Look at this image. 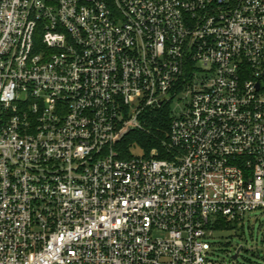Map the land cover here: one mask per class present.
Returning <instances> with one entry per match:
<instances>
[{"label": "built area", "instance_id": "obj_1", "mask_svg": "<svg viewBox=\"0 0 264 264\" xmlns=\"http://www.w3.org/2000/svg\"><path fill=\"white\" fill-rule=\"evenodd\" d=\"M256 209L264 0H0V264H229L212 225Z\"/></svg>", "mask_w": 264, "mask_h": 264}, {"label": "rangeland", "instance_id": "obj_2", "mask_svg": "<svg viewBox=\"0 0 264 264\" xmlns=\"http://www.w3.org/2000/svg\"><path fill=\"white\" fill-rule=\"evenodd\" d=\"M177 101L178 97L174 99V104ZM128 152L132 156L144 154L136 143L128 147ZM233 225L231 228L216 230L211 235L210 256L224 258L229 264H264V210L250 211L242 221ZM239 246L241 249L237 258L233 259L232 255Z\"/></svg>", "mask_w": 264, "mask_h": 264}, {"label": "trees", "instance_id": "obj_3", "mask_svg": "<svg viewBox=\"0 0 264 264\" xmlns=\"http://www.w3.org/2000/svg\"><path fill=\"white\" fill-rule=\"evenodd\" d=\"M141 128L130 130L126 133L120 141L117 142L116 147L120 151L119 156L126 158L129 155L128 147L132 143L139 145L145 153L151 149L156 148L161 150V140L166 139L169 123H170V109L166 105L161 109H153L146 111L139 118ZM163 153H159L162 157ZM237 222H231L224 219H216L212 228L216 230H223L231 228Z\"/></svg>", "mask_w": 264, "mask_h": 264}, {"label": "water", "instance_id": "obj_4", "mask_svg": "<svg viewBox=\"0 0 264 264\" xmlns=\"http://www.w3.org/2000/svg\"><path fill=\"white\" fill-rule=\"evenodd\" d=\"M131 129H127L125 132H123V134L121 135V137L119 138V141L121 140V138L130 131ZM241 249V246H239L236 250V252L232 255V258L233 259H236L237 258V255H238V252L240 251Z\"/></svg>", "mask_w": 264, "mask_h": 264}]
</instances>
